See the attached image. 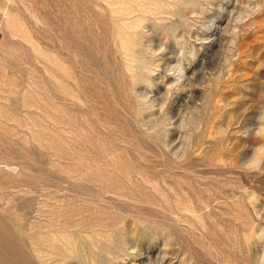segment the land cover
<instances>
[{"label":"rangeland","instance_id":"obj_1","mask_svg":"<svg viewBox=\"0 0 264 264\" xmlns=\"http://www.w3.org/2000/svg\"><path fill=\"white\" fill-rule=\"evenodd\" d=\"M0 264H264V0H0Z\"/></svg>","mask_w":264,"mask_h":264}]
</instances>
